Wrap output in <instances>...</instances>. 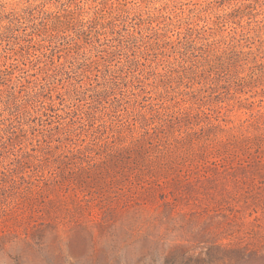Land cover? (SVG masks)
<instances>
[{"label":"rangeland","instance_id":"1","mask_svg":"<svg viewBox=\"0 0 264 264\" xmlns=\"http://www.w3.org/2000/svg\"><path fill=\"white\" fill-rule=\"evenodd\" d=\"M0 264H264V0H0Z\"/></svg>","mask_w":264,"mask_h":264},{"label":"trees","instance_id":"2","mask_svg":"<svg viewBox=\"0 0 264 264\" xmlns=\"http://www.w3.org/2000/svg\"><path fill=\"white\" fill-rule=\"evenodd\" d=\"M6 71H7V69H5V70L0 69V75L2 76Z\"/></svg>","mask_w":264,"mask_h":264}]
</instances>
